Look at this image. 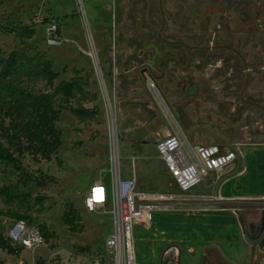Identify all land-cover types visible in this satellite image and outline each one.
<instances>
[{
    "label": "rangeland",
    "instance_id": "374dc122",
    "mask_svg": "<svg viewBox=\"0 0 264 264\" xmlns=\"http://www.w3.org/2000/svg\"><path fill=\"white\" fill-rule=\"evenodd\" d=\"M55 21L61 23V44L50 46ZM0 26H32L30 52L52 61L59 73L55 86L80 78L83 92L71 105L90 112L77 118L61 96L55 98L62 146L52 162L22 160L33 179L27 187L19 172L0 167V186L28 196L0 198L4 236L22 250L19 257L0 250V264H113L104 246L113 205L90 213L85 200L93 184L102 182L112 193L118 179L130 177L141 191L175 195L143 227L141 244L153 250L143 260L136 253L137 264H160L164 251L181 242L172 225L215 210L238 216L249 264L264 259L257 246L264 235V198L218 203L201 197L203 184L181 195L156 150L177 133L194 146H264V0H0ZM20 47L13 35L0 33L3 59ZM27 87L53 93L38 81ZM44 177L55 182L38 187L35 180ZM69 204L82 217L81 232L62 221ZM12 213L32 223L15 221ZM39 226L48 230V241ZM207 254L213 264L226 262L219 249Z\"/></svg>",
    "mask_w": 264,
    "mask_h": 264
},
{
    "label": "trees",
    "instance_id": "16d2710c",
    "mask_svg": "<svg viewBox=\"0 0 264 264\" xmlns=\"http://www.w3.org/2000/svg\"><path fill=\"white\" fill-rule=\"evenodd\" d=\"M55 22L60 34L61 23ZM0 33L13 35L21 46L10 53L7 59H3L0 54V167H12L19 172L27 187L33 179L25 171L22 160L28 157L37 164L52 162L62 146V135L57 129L60 112L55 108V98L61 96L64 109L77 118H85L90 112L71 105L76 95L83 92L81 79L74 78L55 86L59 73L54 70L52 61L40 52H30L32 46L27 41L36 36L32 26H0ZM31 81L44 83L53 93L32 92L27 87ZM35 181L38 187L44 188L54 183L55 179L44 177ZM21 197L28 196L20 195L10 187L0 186L1 199L13 202ZM9 216L18 222L32 223V219L25 214L12 213ZM62 221L72 232L83 230L82 217L72 204L68 205ZM39 229L41 239L48 241L51 237L48 230L44 226H39ZM3 231L4 228L0 226V250L19 257L22 250L15 248ZM260 248L264 249V241Z\"/></svg>",
    "mask_w": 264,
    "mask_h": 264
},
{
    "label": "built area",
    "instance_id": "2783aa9c",
    "mask_svg": "<svg viewBox=\"0 0 264 264\" xmlns=\"http://www.w3.org/2000/svg\"><path fill=\"white\" fill-rule=\"evenodd\" d=\"M56 22L49 29L50 46L61 40ZM156 150L179 194L186 195L197 189L212 175L218 176L239 158L240 147L223 150L216 145L194 146L182 133L158 142ZM175 195L138 189L135 177L120 178L113 192L102 182L91 186L85 200L90 213L107 212L113 205V228L106 235L104 246L113 264H137L134 230L152 224L156 213L166 209ZM31 240L29 246L31 245ZM17 264H25L19 262Z\"/></svg>",
    "mask_w": 264,
    "mask_h": 264
},
{
    "label": "crops",
    "instance_id": "0c3cea01",
    "mask_svg": "<svg viewBox=\"0 0 264 264\" xmlns=\"http://www.w3.org/2000/svg\"><path fill=\"white\" fill-rule=\"evenodd\" d=\"M203 185L201 197L214 198L218 203L245 202L264 198V146L241 145L238 161L211 182H204ZM209 193H213L214 196H210ZM159 213L155 214L153 222ZM222 213L215 210L208 216H204L202 220L186 221L181 218L178 226L171 227L178 232L177 238H180L181 242L177 243L179 246L168 247L164 253L174 248L179 264H213L207 254V251L213 248L219 249L226 261L215 264H249L251 255L241 240L238 216ZM144 232L143 227H136L134 230L135 250L142 260L150 256L153 250L152 246L141 244L139 237Z\"/></svg>",
    "mask_w": 264,
    "mask_h": 264
},
{
    "label": "flooded vegetation",
    "instance_id": "af4514ba",
    "mask_svg": "<svg viewBox=\"0 0 264 264\" xmlns=\"http://www.w3.org/2000/svg\"><path fill=\"white\" fill-rule=\"evenodd\" d=\"M263 241H264V235L262 236V239L257 243V246L258 247H261V244H262ZM168 258H172L173 259V262H176L177 263L178 257H177V253L174 250V248L168 249L164 253V255H163L162 259H161V263L163 264V262H165V260H167ZM263 260L259 261L257 264H263Z\"/></svg>",
    "mask_w": 264,
    "mask_h": 264
},
{
    "label": "water",
    "instance_id": "95a60500",
    "mask_svg": "<svg viewBox=\"0 0 264 264\" xmlns=\"http://www.w3.org/2000/svg\"><path fill=\"white\" fill-rule=\"evenodd\" d=\"M163 264H179V263L173 262L172 258H168L167 260H165V262H163ZM263 264H264V260H263Z\"/></svg>",
    "mask_w": 264,
    "mask_h": 264
}]
</instances>
